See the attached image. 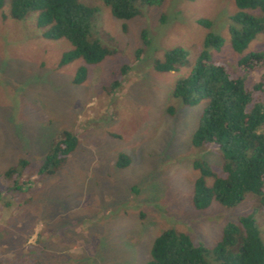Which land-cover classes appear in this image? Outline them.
Here are the masks:
<instances>
[{
  "label": "rangeland",
  "instance_id": "374dc122",
  "mask_svg": "<svg viewBox=\"0 0 264 264\" xmlns=\"http://www.w3.org/2000/svg\"><path fill=\"white\" fill-rule=\"evenodd\" d=\"M78 1L96 10L90 37L109 54L97 64L78 59L59 67L69 44L43 39L36 13L12 20L10 0H2L0 264H145L152 242L167 229L211 249L226 224L249 214L264 242V209L256 197L229 209L214 202L192 208L198 177L192 163L216 170L220 155L210 146H190L204 101L182 107L171 97L173 83L202 49L207 30L196 21L209 22L222 37L211 57L233 69L239 55L225 33L237 11L233 1L164 0L126 21L113 18L100 0ZM263 46L258 36L243 54ZM173 48L186 53L184 65L155 73L153 62ZM80 67L85 76L75 85ZM62 131L75 137L74 150L52 176H35ZM118 155L128 166L115 167ZM20 159L27 168L5 178ZM13 182L18 191L6 193Z\"/></svg>",
  "mask_w": 264,
  "mask_h": 264
},
{
  "label": "trees",
  "instance_id": "16d2710c",
  "mask_svg": "<svg viewBox=\"0 0 264 264\" xmlns=\"http://www.w3.org/2000/svg\"><path fill=\"white\" fill-rule=\"evenodd\" d=\"M100 1L113 18L126 21L138 16L139 8H157L164 0ZM232 1L237 11L227 20L225 33L230 50L239 55L233 69L212 59L210 52L219 51L224 40L210 30L209 22L199 20L196 23L207 30L202 49L189 72L177 79L171 89V97L182 107L204 101L190 146L193 149L210 146L220 155L216 170L203 161L192 163L198 177L192 186L191 206L198 211L208 208L211 202L233 208L248 195L256 197L264 209V46L257 52L243 54L258 36L264 37V0ZM29 13L37 14L35 25L41 29L43 39L69 44L71 49L61 55L59 67L78 59L85 65L97 64L109 54L90 37L94 8L78 0H10L12 20L20 21ZM141 39L144 43L143 35ZM185 59L182 49L173 48L165 51L151 68L158 74L173 72L184 65ZM84 76L85 68H78L73 84H80ZM76 143L73 135L62 131L35 176H52L65 164ZM128 163L127 158L118 155L115 167L122 169ZM27 166L20 159L3 176L20 174ZM18 187L13 182L6 193L18 191ZM145 264H264V242L251 214L226 224L211 249L193 244L183 233L167 229L152 242Z\"/></svg>",
  "mask_w": 264,
  "mask_h": 264
}]
</instances>
